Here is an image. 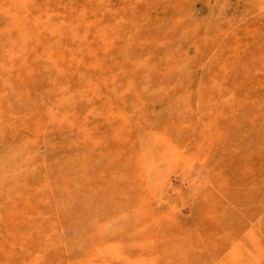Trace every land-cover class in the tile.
Instances as JSON below:
<instances>
[{"label":"rangeland","instance_id":"1","mask_svg":"<svg viewBox=\"0 0 264 264\" xmlns=\"http://www.w3.org/2000/svg\"><path fill=\"white\" fill-rule=\"evenodd\" d=\"M0 3V264H264V0Z\"/></svg>","mask_w":264,"mask_h":264},{"label":"bare ground","instance_id":"2","mask_svg":"<svg viewBox=\"0 0 264 264\" xmlns=\"http://www.w3.org/2000/svg\"><path fill=\"white\" fill-rule=\"evenodd\" d=\"M0 1H1V0H0ZM14 2H15V1H14ZM3 3H4V2H3ZM3 3H2V4H3ZM85 3H86V2H85ZM4 4H5V3H4ZM11 4H13V3H11ZM0 5H1V3H0ZM85 5H87V4H85ZM100 5H101V4H100ZM8 6H9V5L7 4V8H8ZM23 6H24V5H23ZM111 6H112V5H111ZM103 7H104V6H103ZM2 8H3V7H2ZM4 8H6V6H4ZM53 8H54V7H53ZM12 9H13V8H12ZM18 9H19V8H18ZM20 9L22 10V7H21ZM5 10H6V9H5ZM15 10H16V8H15ZM123 10H124V9H123ZM10 11H11V9L9 10V14L12 13V11H11V12H10ZM92 11H93V10H92ZM7 12H8V11H7ZM14 12H15V11L13 10V13H14ZM17 12H18V11H17ZM90 12H91V11H90ZM18 13H19V12H18ZM18 13H17V14H18ZM22 13H23V12H22ZM18 15H19V14H18ZM11 16H12V15H11ZM26 16H27V15H26ZM8 18H10V16H9ZM27 18H28V17H27ZM137 18H138V17H137ZM10 19H12V18H10ZM8 20H9V19H8ZM9 21H11V20H9ZM12 21H13V20H12ZM12 21H11V22H12ZM11 22H10V23H11ZM12 23H13V22H12ZM28 23H29V22H28ZM22 24H25V25H26L27 22H25V23L23 22ZM9 25H11V24H9ZM9 25H8V26H9ZM25 25H24V26H25ZM48 25H49V24H48ZM57 25H58V24H57ZM16 26H19V25L16 24ZM26 26H27V25H26ZM51 26H53V25H51ZM51 26H50V27H51ZM58 26H59V25H58ZM6 27H7V26H6ZM10 28H11V27H10ZM56 28H57V27H56ZM31 29H32V28H31ZM34 29H35V28H34ZM48 29H49V28H48ZM51 29L54 30L53 28H51ZM28 30H29V28H28ZM13 31H14V30H13ZM17 31H18V30H17ZM57 31H58V29H57ZM11 32H12V31H11ZM54 32H55V31H54ZM16 33H17V32H16ZM18 33H19V31H18ZM29 33H30V32H29ZM50 33H51V32H50ZM22 34H23V33H22ZM29 35H30V34H29ZM51 35H52V33H51ZM53 35H54V34H53ZM73 35H74V34H73ZM54 36H55V35H54ZM21 37H22V36H21ZM22 39H24V38H22ZM16 40H17V39H16ZM18 43H19V42H18ZM20 44H21V43H20ZM20 47H21V46H20ZM22 47H23V46H22ZM58 47H59V46H58ZM58 47H57V48H58ZM58 49H62V48L59 47ZM58 49H56V50H58ZM124 49H125V48H124ZM89 50H90V49H89ZM60 51H61V50H60ZM126 58H127V57H126ZM79 60H80V59H79ZM145 72H146V71H145ZM142 75H143V74H142ZM140 76H141V75H140ZM145 76H146V75H145ZM143 78H144V75H143ZM38 119H39V118H38ZM36 237H37V236H36ZM30 242H31V241H30ZM136 262H137V261H136Z\"/></svg>","mask_w":264,"mask_h":264}]
</instances>
